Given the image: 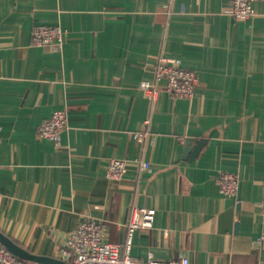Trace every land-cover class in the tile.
<instances>
[{"label": "crops", "instance_id": "crops-1", "mask_svg": "<svg viewBox=\"0 0 264 264\" xmlns=\"http://www.w3.org/2000/svg\"><path fill=\"white\" fill-rule=\"evenodd\" d=\"M256 7L238 20L228 0H0V232L56 258L95 219L124 247L131 210L147 207L154 225L135 231V258L264 264V1ZM36 25L60 26L63 43L35 45ZM161 56L197 74L198 96L165 91L152 104L139 84L155 82ZM56 110L68 113L58 142L39 138ZM112 159L129 165L121 180L107 177ZM221 172L238 175L236 196L221 193Z\"/></svg>", "mask_w": 264, "mask_h": 264}, {"label": "built area", "instance_id": "built-area-1", "mask_svg": "<svg viewBox=\"0 0 264 264\" xmlns=\"http://www.w3.org/2000/svg\"><path fill=\"white\" fill-rule=\"evenodd\" d=\"M232 7L235 19L246 20L257 13L256 5L264 0H228ZM64 31L60 26L36 25L33 29L32 40L35 45H60L64 41ZM155 82L142 81L139 87L145 92L152 104L157 103L162 92H168L176 98L192 99L199 95V79L197 74L189 69L180 67L175 60L166 56L159 57L154 69ZM166 85L160 87L159 82ZM146 120L144 124H149ZM68 125L66 110H56L52 116L38 127V137L58 142L61 132ZM136 139L146 143L149 132L146 128L137 131ZM147 161L138 162V170L146 171L150 168ZM130 168L126 160L112 159L107 166L108 178L121 180ZM217 183L221 193L228 197L236 196L239 191L240 180L238 175L231 172H221ZM263 218V230L258 244L264 243V199L260 203ZM156 210L147 207H134L131 210L128 222V239L124 247L108 241L109 227L103 221L88 219L82 221L78 228L70 232L59 248L57 257L69 264H191L186 256L177 260L161 261L149 253L147 259H138L132 256V239L136 230H152ZM0 264H29L26 260L14 255L0 243Z\"/></svg>", "mask_w": 264, "mask_h": 264}, {"label": "water", "instance_id": "water-1", "mask_svg": "<svg viewBox=\"0 0 264 264\" xmlns=\"http://www.w3.org/2000/svg\"><path fill=\"white\" fill-rule=\"evenodd\" d=\"M0 243L10 250L17 257L24 259L26 261L45 263V264H67L66 262L59 260L57 258H52L48 256H40L30 253L26 249L19 246L17 243L12 241L9 237L0 232Z\"/></svg>", "mask_w": 264, "mask_h": 264}]
</instances>
